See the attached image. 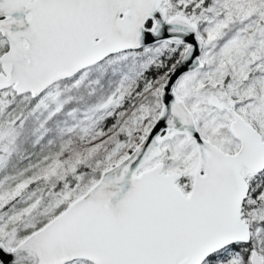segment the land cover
Listing matches in <instances>:
<instances>
[{
    "label": "snow or ice",
    "instance_id": "1",
    "mask_svg": "<svg viewBox=\"0 0 264 264\" xmlns=\"http://www.w3.org/2000/svg\"><path fill=\"white\" fill-rule=\"evenodd\" d=\"M0 264H264V0H0Z\"/></svg>",
    "mask_w": 264,
    "mask_h": 264
}]
</instances>
